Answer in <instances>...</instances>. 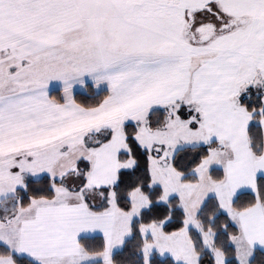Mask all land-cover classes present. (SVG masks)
<instances>
[{
	"label": "snow or ice",
	"instance_id": "snow-or-ice-1",
	"mask_svg": "<svg viewBox=\"0 0 264 264\" xmlns=\"http://www.w3.org/2000/svg\"><path fill=\"white\" fill-rule=\"evenodd\" d=\"M0 264H264V0H0Z\"/></svg>",
	"mask_w": 264,
	"mask_h": 264
}]
</instances>
